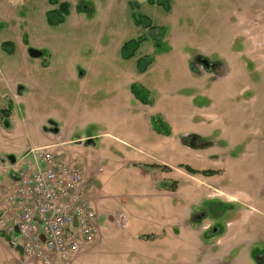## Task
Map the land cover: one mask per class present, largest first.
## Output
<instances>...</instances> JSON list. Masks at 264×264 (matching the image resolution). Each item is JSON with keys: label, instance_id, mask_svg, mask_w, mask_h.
<instances>
[{"label": "rangeland", "instance_id": "374dc122", "mask_svg": "<svg viewBox=\"0 0 264 264\" xmlns=\"http://www.w3.org/2000/svg\"><path fill=\"white\" fill-rule=\"evenodd\" d=\"M62 2L0 0V109L11 107L0 116V214L27 150L52 144L60 159L76 158L97 211L95 239L65 264H169L165 193L172 178L203 169L207 186L227 183L250 228L252 209L264 211V0H67L65 13ZM198 54L222 72H202ZM191 113L217 119L235 163L205 161L196 173L176 164L180 145L156 132L165 121L176 137ZM191 181L190 192L216 193ZM2 222L0 264H18L19 237ZM242 256L233 263L251 264Z\"/></svg>", "mask_w": 264, "mask_h": 264}, {"label": "flooded vegetation", "instance_id": "af4514ba", "mask_svg": "<svg viewBox=\"0 0 264 264\" xmlns=\"http://www.w3.org/2000/svg\"><path fill=\"white\" fill-rule=\"evenodd\" d=\"M30 52L31 54L38 53L34 50ZM195 62L204 73L219 74L223 70V65L218 60L210 59L202 54L195 56ZM190 68L193 71L197 70L193 63H190ZM216 120L205 117L204 113H191L184 119L190 126L176 137L171 133V128L165 121L162 123L167 128L157 131L156 136L172 139L176 141L175 144L180 145L181 150L178 151L176 164L183 168L185 173H196L199 165L205 161L206 165L208 164L206 168L214 166L222 169L230 163H235L238 157L235 156L233 147H228L223 133L215 134L221 131L220 128H215ZM160 164L169 167L164 163ZM216 164L219 166H215ZM200 168L199 170H202ZM206 172L203 169L204 174L199 172L200 177L186 174L187 176L182 177V180L177 176L170 180L169 191L165 193L172 211V216L167 221L170 243L169 264H180L179 259H187L198 264H218L220 261L221 264H234V260L242 254V257L251 264H264V211L262 208L252 209L256 213V218L250 228L246 229L243 226L244 220L240 216L239 205L242 202L234 196L233 192L227 191V183H221L218 189L207 186L205 181L210 176L205 175ZM191 180L210 187L216 193L188 191V184L192 182ZM225 191L228 193L225 194ZM218 193L225 197H220ZM258 194L263 200L264 193L260 190ZM5 209L9 210V206H4L3 210ZM239 227H242V230L238 231ZM6 230L11 234H16L15 230H8L7 227ZM235 232L237 234L242 232L243 238L235 240L237 235ZM246 234L249 236V241L245 240ZM10 244L18 253V264H30L22 254L19 245L15 241ZM180 245L183 246L182 252L179 250ZM217 258L221 260L214 262V260H219Z\"/></svg>", "mask_w": 264, "mask_h": 264}, {"label": "built area", "instance_id": "2783aa9c", "mask_svg": "<svg viewBox=\"0 0 264 264\" xmlns=\"http://www.w3.org/2000/svg\"><path fill=\"white\" fill-rule=\"evenodd\" d=\"M26 155L31 162L18 169L6 195L12 208L0 217L10 220L7 229L15 230L30 264L66 263L98 233L88 181L76 158L60 159L50 145L33 146Z\"/></svg>", "mask_w": 264, "mask_h": 264}, {"label": "trees", "instance_id": "16d2710c", "mask_svg": "<svg viewBox=\"0 0 264 264\" xmlns=\"http://www.w3.org/2000/svg\"><path fill=\"white\" fill-rule=\"evenodd\" d=\"M53 3H56V0H51ZM58 8H59V10H61L62 12H66L67 11V8H68V6H67V3L66 2H62V3H60L59 5H58ZM47 14H50V11H47ZM62 20V18L60 17V19L58 20V21H61ZM5 44H6V42H3V46H5ZM130 44V42L128 41V42H126V43H124V45L121 47L122 48V52L124 53V55L125 56H129V54H127L126 52H125V49H126V47L128 46ZM6 49V48H5ZM10 112H11V107L10 106H7L6 108H4V109H0V116H1V118L2 117H8L9 115H10Z\"/></svg>", "mask_w": 264, "mask_h": 264}, {"label": "crops", "instance_id": "0c3cea01", "mask_svg": "<svg viewBox=\"0 0 264 264\" xmlns=\"http://www.w3.org/2000/svg\"><path fill=\"white\" fill-rule=\"evenodd\" d=\"M63 2H66V3H67V0H63ZM15 94H16V91H13V94H12V95H13L14 97H19V94H18V93L16 94L17 96H15ZM16 99H17V98H16ZM13 100H14V98H13ZM11 102H12V100H11ZM46 145H52V144H46ZM43 146H44V145H43ZM13 159H14V158H13Z\"/></svg>", "mask_w": 264, "mask_h": 264}, {"label": "water", "instance_id": "95a60500", "mask_svg": "<svg viewBox=\"0 0 264 264\" xmlns=\"http://www.w3.org/2000/svg\"><path fill=\"white\" fill-rule=\"evenodd\" d=\"M32 54L35 56V55H37L38 53H32ZM8 159L11 161V163H13V162H14V159H13V157H12V156H9V157H8Z\"/></svg>", "mask_w": 264, "mask_h": 264}]
</instances>
